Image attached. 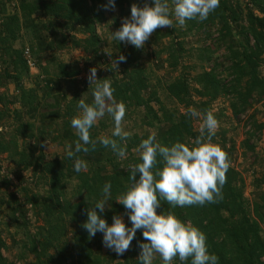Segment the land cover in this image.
Masks as SVG:
<instances>
[{"label":"trees","instance_id":"1","mask_svg":"<svg viewBox=\"0 0 264 264\" xmlns=\"http://www.w3.org/2000/svg\"><path fill=\"white\" fill-rule=\"evenodd\" d=\"M107 2L0 0V85H13L17 94L13 95L12 104L20 103L18 109H9V97L0 92V157L8 155L18 170L11 172L17 179L16 192L9 195L10 199L0 200L10 221H5L4 230L0 224V264H140L138 243L147 242L142 231H137L129 250L118 256L107 248V252L103 251L102 234L89 237L82 227L87 211L103 199L101 190L106 182L112 184L111 199L101 218L111 225L113 216H120L126 226H131L124 207L115 200L132 183L129 168L140 162L134 151L140 142L154 135L155 142L163 146L177 141L191 146L200 135L195 123L202 122V117H190L188 109L211 111L221 122L227 118L224 111L213 112V105L220 98L229 102L233 119H248L250 128L245 133L243 150L255 152V142L264 133V122L256 119L257 113L249 115L264 102V0H220L219 7L203 22L190 20L185 27L178 28L177 24L154 32L155 46L168 41L162 51L157 49L154 53L155 57L167 55L157 68L166 66L169 79L164 85L160 78L156 80L176 102L174 108L161 100L157 86L140 63L144 50L116 41L117 59L123 55L126 62L119 64V71L107 62V74L99 79H109L115 89L114 98L126 105L123 127L131 136L120 142L127 149L125 159L99 142L94 151L78 153L73 160L66 158L65 150L63 155L48 159L43 150L46 142L64 149L71 144L74 151L78 136L70 121L79 114L78 100L82 98L89 104L93 100L90 85L83 90L77 85L83 69L75 62L60 60L58 52L81 50L96 60H104L110 55L98 28L110 21L117 31L122 20L130 16L131 7H143L148 0H116L114 10H105ZM190 38H196L195 45H189ZM21 40L28 43L29 49L24 44L16 47ZM27 50L43 77L37 78L32 88L24 86L31 78ZM185 55L192 59L190 65H184ZM220 58L223 61L216 62ZM175 73H179L176 78L172 77ZM63 82L70 84L72 91L71 100L65 101L64 113L63 99L67 96L61 93ZM48 128L53 129L54 135ZM111 128L113 122L106 115L90 129V137L94 141L110 137ZM220 133L221 138L217 139L216 133L212 142L227 153L231 165L238 151L236 143L227 138L228 130L221 128ZM75 158L87 162L86 172L74 171ZM28 171L33 184L24 177ZM12 185L9 175L1 181L4 188ZM246 185L243 174L231 165L222 198L216 203L173 208L161 201L157 214L172 212L198 227L206 235L209 252L219 257V264H264V191L252 202L245 195ZM262 185L263 180H256L255 190ZM29 213L41 221L34 232L30 229ZM97 213L100 215L98 209ZM6 232L17 247L16 236H23L17 256H6ZM29 256L33 259L29 260ZM153 264L162 261L157 256ZM173 264L180 261L176 259ZM186 264H191L190 260Z\"/></svg>","mask_w":264,"mask_h":264},{"label":"clouds","instance_id":"2","mask_svg":"<svg viewBox=\"0 0 264 264\" xmlns=\"http://www.w3.org/2000/svg\"><path fill=\"white\" fill-rule=\"evenodd\" d=\"M219 5L220 0H148L143 7H131L130 16L124 18L121 27L110 34L111 39L142 49L158 28H174L177 24L183 27L190 20L203 22ZM115 7L116 0H108L104 6L105 10H114ZM122 62H126V57L120 55L111 65L118 69ZM88 81L93 100L91 104L82 98L78 100L79 114L70 121L78 142L74 151L71 144L66 146L65 156L73 160L78 153L94 151L99 142L120 159H125L127 149L120 142L131 136L123 127L126 105L114 98L115 89L109 79H97L95 68L90 69ZM187 114L196 119L202 117L200 135L191 142V146L180 141L163 146L155 142L154 135H149L134 149L140 162L130 166L132 183L115 200L124 207L130 227L120 216H113L111 225L101 218L107 201L111 199V182L102 187L103 199L96 201L95 207L86 213L87 221L82 227L89 237L102 234L103 246L118 256L129 250L140 230L147 241L138 243L140 264H153L157 256L162 264H173L176 259L180 264L189 260L191 264H219V257L209 252L206 235L198 227L190 221H182L172 212L157 214L161 201H166L173 208H183L216 203L222 198L226 173L231 165L227 153L212 142L219 129V121L211 111L201 113L189 108ZM106 115L113 122L111 136L92 140L90 129ZM87 169L86 161L75 158L76 173Z\"/></svg>","mask_w":264,"mask_h":264},{"label":"rangeland","instance_id":"3","mask_svg":"<svg viewBox=\"0 0 264 264\" xmlns=\"http://www.w3.org/2000/svg\"><path fill=\"white\" fill-rule=\"evenodd\" d=\"M110 14H107V20ZM178 28H180L181 26L177 25ZM185 27V26H183ZM166 28V27H164ZM99 34L101 35V37L107 42V46L105 48V51H107L109 53L110 56H107V58H105L104 60H96L94 59V57H91L89 55L84 54V52H82L81 50H67L64 52H58V57L60 60H62L63 62L67 63V64H72V63H76L79 64L80 67L83 69L82 73L80 76L77 77V85L79 86V89L83 90V88L86 85H90L89 81H88V76L90 74V69L95 68L97 71V79L101 77H104L107 74V62H111L113 61L112 57L115 56L114 59H117V55H118V49L116 46V41L111 39V33L115 32V29L112 27L111 22L108 21L106 23V25L104 26H100L98 28ZM153 36L154 33L150 36L149 40L145 42V46L144 48H142L143 51V56L141 57L140 63L142 64V66L145 68L147 75L151 78V82L157 86V89L159 91V96L161 98V100L167 104L168 107L170 108H174L177 106L176 102H174L172 99H170L167 96V93L165 91V88L163 87V85L165 84L164 82L169 79V74H166V66L165 68H157V64L158 62H162L164 60H166L167 55L166 54H162L161 57L156 56L155 57V51L158 49L159 51H162V49L164 48L165 45H167V39L162 40L161 44L159 46H155L153 43ZM195 41L196 38L193 39H189L188 43L189 45H195ZM26 45L27 48L28 47V43L25 40H21L20 42H18L16 44V47H21V45ZM126 44V43H125ZM126 46H129V44H126ZM158 53V52H157ZM51 53L48 52V55H50ZM30 55V54H29ZM27 56V55H26ZM47 56V55H46ZM219 57V56H218ZM31 58V65H30V76L31 78L25 82L26 87L28 88H32L37 80H43V77L41 76V73L39 71V69L37 67H35L34 64V60ZM264 58V56H263ZM106 60V62H105ZM223 61V58H220L218 61L216 62H221ZM192 62V59L187 58V56H184V65H190ZM3 68L0 66V71H2ZM121 70V68H118L117 71ZM262 73L264 76V66L262 68ZM179 73H175L172 77L176 78L178 76ZM157 78H160L161 81L163 82L161 85H158L157 82ZM62 88H61V93L65 96H67V98L63 99L64 105H63V113L67 108V103L65 101H69L71 100V94L72 91L70 90L71 85L68 84L67 82H63L62 84ZM71 91V92H70ZM0 92L2 94H5L6 97L8 98V103H9V109H18L20 107V103H18L16 101L15 104H12V101L14 102V100L12 99L14 94H17L15 92V87L11 84H7L5 86V84L0 85ZM62 97V96H61ZM12 100V101H11ZM66 105V106H65ZM1 107V105H0ZM220 111H224L225 116L227 118H223L221 120V122H219V129L217 131V134L219 133V136L217 137V139L221 138L220 137V131L221 128H224L226 130H228V135L227 138L231 139L232 141H234L236 143V148H237V155L234 156L235 161L233 163H231V165L236 168L237 170H239L245 180H246V197L247 199H249L250 201H255L258 199V196L262 191H264V185L261 186L260 189L255 190V182L256 180H260V181H264V133L262 134V136L260 137L259 140H256L255 142V152H248L246 150H243L241 148L243 142L246 140V135L245 133L247 131H249L250 125L248 124V119L246 118V116H243L241 118L240 121H238L237 119H233L232 115H231V111L229 110V102L225 99V98H220L217 102L214 103L213 105V112L214 113H218ZM256 112V119L259 122H264V102L263 104H258L253 110L250 111L251 115L252 113ZM100 120H98L96 122V124L98 125ZM200 121H196L195 123V128L197 130H199L200 127ZM9 124H11V121H6V125L9 126ZM130 123L127 122L126 125H129ZM55 128L56 131H58V128L54 125L53 126ZM49 131H51V135H54L53 133V129L48 128ZM112 130V128H111ZM0 131H2V129H0ZM254 143V142H252ZM44 153L47 156L48 159H53L57 156H61L64 154V147H61L53 142H46L44 144ZM246 151V152H245ZM244 152L246 153L244 155ZM14 171V172H13ZM247 171V172H246ZM12 173L17 172L18 170L15 166V164H13V161L8 157V155H4L2 157H0V200L5 199L8 200L9 195L13 194L16 192V187L15 185L17 184V179L15 175H11ZM10 176L11 179L14 182V185H12L10 188H4L1 186V181L7 177ZM24 177L26 178V180L30 183L33 184V176L31 171H28L26 173H24ZM40 189L42 190V188L40 187ZM251 202V203H252ZM1 204V201H0ZM6 206H1L0 205V224H1V228L4 230L5 227V221L9 222V219L6 217ZM29 220L31 222V231H35V229L41 225V221H38L32 213H29ZM263 229H264V224H263ZM13 231V230H12ZM9 234H7V232L5 233V238L7 241V244L9 246V252L6 253V256H9L10 254L12 255H18L21 251L20 247L23 246V242L21 241V239H23L22 234L17 235L16 236V241L19 242L18 247L13 246V241ZM15 245V244H14ZM103 251L107 252L106 248L103 247ZM14 257V256H13ZM32 256H29V260H32ZM20 264V263H18Z\"/></svg>","mask_w":264,"mask_h":264},{"label":"built area","instance_id":"4","mask_svg":"<svg viewBox=\"0 0 264 264\" xmlns=\"http://www.w3.org/2000/svg\"><path fill=\"white\" fill-rule=\"evenodd\" d=\"M26 55H27L28 62L31 65V58H30V55H29V51L28 50L26 51Z\"/></svg>","mask_w":264,"mask_h":264}]
</instances>
